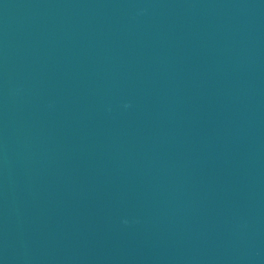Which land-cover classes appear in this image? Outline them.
Wrapping results in <instances>:
<instances>
[{
  "label": "water",
  "instance_id": "95a60500",
  "mask_svg": "<svg viewBox=\"0 0 264 264\" xmlns=\"http://www.w3.org/2000/svg\"><path fill=\"white\" fill-rule=\"evenodd\" d=\"M0 264H264V0H0Z\"/></svg>",
  "mask_w": 264,
  "mask_h": 264
}]
</instances>
